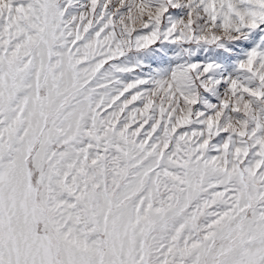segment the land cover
<instances>
[{
	"label": "snow or ice",
	"instance_id": "1",
	"mask_svg": "<svg viewBox=\"0 0 264 264\" xmlns=\"http://www.w3.org/2000/svg\"><path fill=\"white\" fill-rule=\"evenodd\" d=\"M0 264H264V0H0Z\"/></svg>",
	"mask_w": 264,
	"mask_h": 264
}]
</instances>
